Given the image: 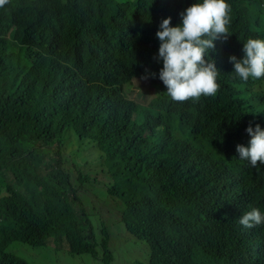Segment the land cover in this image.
<instances>
[{
    "label": "trees",
    "instance_id": "trees-1",
    "mask_svg": "<svg viewBox=\"0 0 264 264\" xmlns=\"http://www.w3.org/2000/svg\"><path fill=\"white\" fill-rule=\"evenodd\" d=\"M191 1L196 0H134L131 7L126 6L133 14H140L144 31L148 32L162 16L156 14L157 6L179 9ZM98 2L101 8L98 27H110L111 9L117 1ZM226 2L233 8V44L210 52L224 69L222 82H218V92L222 88L220 95L207 99L206 103L222 101L225 86L239 81L234 73L226 70L231 49L251 36H264V0ZM6 19L0 16V36L4 34ZM123 29L127 38L138 33L134 19L125 21ZM84 35L89 61L95 44L102 42L95 35L105 38V34L103 31L92 33L85 28ZM132 43L128 45L137 53L138 48ZM74 45L78 43L72 40L68 48ZM105 45L109 57L118 59L124 55L125 44L108 39ZM0 49V179L8 194L0 200V264H26L8 251L13 242L37 246L43 245L49 237H66L72 251L95 258H99L102 251L106 260L112 261L110 240L104 228L105 236L99 241L92 223L89 222L91 226L87 228L86 222L72 221L77 212L64 194L66 186L73 203L81 204L72 183L74 172L77 174L74 183L81 185L90 179L95 181L97 178L92 174L102 172L112 181L111 196L114 181L120 198L135 203V210L129 208L125 212L124 222L152 251L151 255L145 253L137 264H158L162 256L155 253L154 241L158 245L168 243L172 235L165 230L178 221L183 222L185 232L207 224L235 236L241 243H246L250 233L264 235V224L256 227L257 232L245 231L239 224L243 213L253 207L264 213V188L258 187L264 181V167H251L237 159L234 153L238 138L226 136L218 124L205 127L202 147L198 139L188 134L182 118L164 121L161 128L166 140V183L147 186L141 192L124 186L130 163L118 148L131 140L127 138L130 133L124 134L118 124L131 116L134 108L130 101L123 100V91H118V87L128 81L129 65L139 70L136 62H127L117 85L98 88L88 79L86 66L79 67L86 58L80 47L73 53V58L80 62L43 50L50 57L43 68L35 72L28 98L22 88L25 67L33 56L41 55L35 52L27 56L26 65L20 67L17 48L14 53L10 43L0 38ZM62 77L73 83L60 79ZM48 97L51 102L47 101ZM117 100L129 106L114 116H102ZM214 108L212 105L210 110ZM96 132L102 136L103 146L90 138L91 133ZM81 167L95 170L84 172ZM234 179H240L243 188L229 186ZM163 207L159 219H145L147 215L156 217ZM80 210L83 211L82 206ZM202 238L203 232L197 231L193 241Z\"/></svg>",
    "mask_w": 264,
    "mask_h": 264
},
{
    "label": "clouds",
    "instance_id": "clouds-1",
    "mask_svg": "<svg viewBox=\"0 0 264 264\" xmlns=\"http://www.w3.org/2000/svg\"><path fill=\"white\" fill-rule=\"evenodd\" d=\"M116 1L110 13L111 26L100 28L101 8L98 0H0V16L7 18L3 26L4 34L0 38L10 43L14 53L15 48L19 50L18 66L24 67L25 58L35 52L41 55L33 56L25 67L24 96L30 97L32 78L50 57L43 50L80 62L73 58L75 49L80 47L86 58L79 67L86 66L88 79L98 88L117 85L127 62L132 60L139 70L129 65L128 81L118 87V91H123V100L130 101L134 108L132 115L118 124L124 134L130 133L127 138L131 140L118 148L130 163L123 182L127 189L141 192L147 186L157 187L166 183V140L161 124L174 117L184 120L188 134L198 139L202 147L205 127L218 124L226 136L238 138L239 144L234 153L237 159L251 167H264V36H251L231 49L226 70L234 73L239 81L225 86L222 101L206 103L207 99L220 95L222 88L218 92V82H222L224 69L210 52L233 44V8L229 3L226 0H196L179 9L157 6L156 14L162 16L146 32L144 19L140 18V14H133L131 8L126 6L129 4L131 7L134 0ZM128 19H134L138 29V33L129 38L123 29V23ZM85 28L92 33L103 31L105 34V38L95 35L102 42L95 44L93 57L89 61ZM108 39L125 44L122 57H109L105 45ZM72 40L78 45L68 48ZM131 42L137 46V53L134 47L128 45ZM60 79L73 83L64 77ZM46 99L51 102V97ZM212 105L215 108L210 110ZM128 106L117 100L102 116H114ZM90 138L104 145L99 133H91ZM81 170L87 172L95 169L81 167ZM92 177L97 178V173ZM76 178L74 172L72 183L81 204L73 203L66 186L64 194L77 212V217L72 221L86 222L87 228L92 223L99 241L105 236L102 234L104 228L110 240L108 248L112 261H107L102 251L99 258L72 251L66 237H49L43 245L37 246L22 244L49 249L45 254L50 256L57 253L68 257L89 255L93 258L92 264H137L145 253L151 255V247L143 244L126 226L125 212L129 208L135 210L136 206L120 198L114 181V195L111 196V179L105 177L108 182L104 184L98 179H90L81 185L74 183ZM229 186L243 188L240 179H234ZM258 187L264 188V181ZM90 192L95 193L92 199ZM7 196L0 179V200ZM81 206L83 211L80 210ZM163 211L164 207L158 210L156 217L147 215L145 219L155 221ZM106 222L111 224L108 230ZM239 224L243 225L245 231L254 229L257 232L256 227L264 224V213L253 207L243 213ZM113 226L119 232L114 243L110 237V233L116 232ZM165 231L172 235L168 243L158 245L154 241L155 253L162 256L158 264H264V235L261 233L255 236L250 233L246 243H241L235 236L207 224L185 232L183 222L178 221ZM197 231L203 232V238L193 241ZM8 251L30 264L10 249Z\"/></svg>",
    "mask_w": 264,
    "mask_h": 264
},
{
    "label": "rangeland",
    "instance_id": "rangeland-1",
    "mask_svg": "<svg viewBox=\"0 0 264 264\" xmlns=\"http://www.w3.org/2000/svg\"><path fill=\"white\" fill-rule=\"evenodd\" d=\"M97 179L98 182H101L102 184L108 182V180L99 172H97ZM93 195H95V193L90 192L91 199ZM96 224L99 225L98 222H96ZM106 227L108 230L111 227V224L106 222ZM113 230H115L116 232L109 233L111 242L114 243L116 241V236L119 235V232L116 226H113ZM9 249L13 253H15V255L25 259L30 264H92L93 260V258L89 255L68 257L62 255L61 253H57L56 256H50L49 254H45L49 251V249L42 250V248L32 247L20 242H13ZM79 259L84 260L81 261ZM98 263L103 264L102 262Z\"/></svg>",
    "mask_w": 264,
    "mask_h": 264
}]
</instances>
